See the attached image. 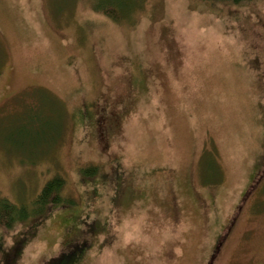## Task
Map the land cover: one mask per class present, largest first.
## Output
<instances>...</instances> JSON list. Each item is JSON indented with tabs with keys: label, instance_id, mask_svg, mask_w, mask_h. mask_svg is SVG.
Listing matches in <instances>:
<instances>
[{
	"label": "rangeland",
	"instance_id": "obj_1",
	"mask_svg": "<svg viewBox=\"0 0 264 264\" xmlns=\"http://www.w3.org/2000/svg\"><path fill=\"white\" fill-rule=\"evenodd\" d=\"M56 176L0 264H264V0H0V198Z\"/></svg>",
	"mask_w": 264,
	"mask_h": 264
},
{
	"label": "trees",
	"instance_id": "obj_2",
	"mask_svg": "<svg viewBox=\"0 0 264 264\" xmlns=\"http://www.w3.org/2000/svg\"><path fill=\"white\" fill-rule=\"evenodd\" d=\"M211 3L230 2L233 4L246 3L252 0H203ZM104 15L117 19L116 9L113 7L96 8ZM88 176L94 175V170H86ZM64 180L61 177H53L41 189L39 195L29 204H20L18 206L10 203L4 198H0V229L9 230L14 225L21 222H38L45 218L55 207L71 203L62 197ZM64 264H69L71 259L66 257Z\"/></svg>",
	"mask_w": 264,
	"mask_h": 264
},
{
	"label": "flooded vegetation",
	"instance_id": "obj_3",
	"mask_svg": "<svg viewBox=\"0 0 264 264\" xmlns=\"http://www.w3.org/2000/svg\"><path fill=\"white\" fill-rule=\"evenodd\" d=\"M106 122H108V123H109V122H111V121H110L109 119H106ZM113 122H115V121H114V120H112V123H113Z\"/></svg>",
	"mask_w": 264,
	"mask_h": 264
}]
</instances>
